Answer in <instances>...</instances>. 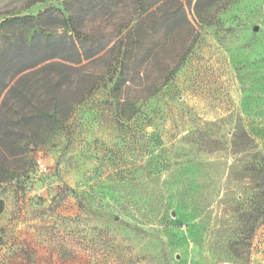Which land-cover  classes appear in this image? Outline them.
<instances>
[{"label": "rangeland", "instance_id": "374dc122", "mask_svg": "<svg viewBox=\"0 0 264 264\" xmlns=\"http://www.w3.org/2000/svg\"><path fill=\"white\" fill-rule=\"evenodd\" d=\"M78 1L0 0V264H264V0H220L203 20L183 0V61L159 33L124 64L141 79L111 82L67 50ZM40 59L77 69L7 93Z\"/></svg>", "mask_w": 264, "mask_h": 264}, {"label": "trees", "instance_id": "16d2710c", "mask_svg": "<svg viewBox=\"0 0 264 264\" xmlns=\"http://www.w3.org/2000/svg\"><path fill=\"white\" fill-rule=\"evenodd\" d=\"M218 1L220 0H195L196 15L203 20V13ZM120 14L122 17L117 16L114 23V17ZM44 15L53 16L51 11L44 12ZM64 22L71 35L70 47L67 50L76 56V62H102L107 82L121 75L129 77V80L141 79L139 70L124 64L125 62L133 64L138 61L143 49L159 33H162V37L167 41L176 37L182 39L177 51L180 62L183 61L188 51V42L195 38V28L187 17L183 0H80L74 3L68 11ZM159 50L160 48L154 45L147 52L155 58ZM41 60L43 59L32 61L15 71L11 80L17 75L18 77L8 87L7 93H10L19 82L27 79L28 76L48 67L59 65L65 69H77L65 63H46L35 68ZM29 69L31 70L26 71ZM163 73L157 76V81H152L147 85L146 96L154 95L160 85L171 77L173 71ZM49 76L50 80H53L54 75ZM3 84L6 83L3 82ZM44 115L50 117L47 113ZM3 209L4 203L0 200V215ZM260 209L261 213L264 212V206Z\"/></svg>", "mask_w": 264, "mask_h": 264}]
</instances>
